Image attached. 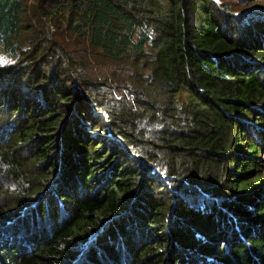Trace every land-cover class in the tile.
<instances>
[{
  "label": "trees",
  "instance_id": "16d2710c",
  "mask_svg": "<svg viewBox=\"0 0 264 264\" xmlns=\"http://www.w3.org/2000/svg\"><path fill=\"white\" fill-rule=\"evenodd\" d=\"M238 1L41 0L78 52L24 47L0 0V235L26 241L0 264H264V10Z\"/></svg>",
  "mask_w": 264,
  "mask_h": 264
},
{
  "label": "rangeland",
  "instance_id": "374dc122",
  "mask_svg": "<svg viewBox=\"0 0 264 264\" xmlns=\"http://www.w3.org/2000/svg\"><path fill=\"white\" fill-rule=\"evenodd\" d=\"M24 3V25L26 29L24 30L23 34V46L28 47L30 44V39L37 38V36L43 37V42H47L46 39H56L58 41H64L66 44L69 45L70 49H74L78 52H80L81 45L79 43V40L71 33V31L66 27V24H62V19L60 22H58L57 19L49 18L47 14L49 13V7H44L43 3H41V0H22ZM234 1V3L239 5L238 0H230ZM252 5H256V7L262 8L264 10V0H253ZM34 37V38H33ZM31 46V45H30ZM82 52H85L82 50ZM1 59L4 57L1 56ZM118 97H121L118 94ZM259 128L263 127H255V125H249L248 135L257 137L258 140L260 139L261 131ZM2 129V130H1ZM0 129V149L10 147L14 144V137L15 133L11 131L8 133L5 129ZM6 132V133H5ZM246 137V132L245 136ZM261 166L259 167V172L264 176V153L261 154ZM1 167V164H0ZM167 181V180H166ZM8 179L1 177L0 175V200L2 201H8V202H14V195H8V194H14L13 187L9 185ZM11 190V191H9ZM7 195V196H6ZM22 233V232H20ZM2 236L7 239V242H3V244H10L13 240H19L21 242H26L24 234H18L13 233L11 231H7L4 234L0 235V241ZM15 238V239H14ZM10 240V241H8ZM89 242H85L84 245H81L79 248L84 252L86 250L87 245ZM84 248V250H83ZM85 254V252H84Z\"/></svg>",
  "mask_w": 264,
  "mask_h": 264
}]
</instances>
